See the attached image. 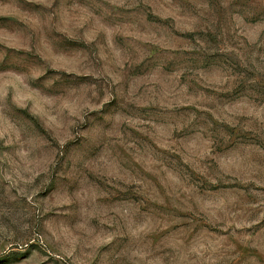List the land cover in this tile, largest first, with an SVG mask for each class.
Masks as SVG:
<instances>
[{"label": "rangeland", "instance_id": "1", "mask_svg": "<svg viewBox=\"0 0 264 264\" xmlns=\"http://www.w3.org/2000/svg\"><path fill=\"white\" fill-rule=\"evenodd\" d=\"M0 264H264V0H0Z\"/></svg>", "mask_w": 264, "mask_h": 264}]
</instances>
